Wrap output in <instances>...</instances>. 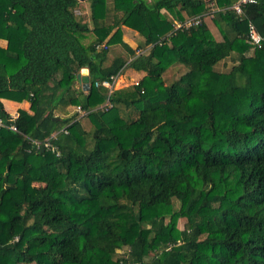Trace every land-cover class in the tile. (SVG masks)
<instances>
[{"label": "trees", "instance_id": "1", "mask_svg": "<svg viewBox=\"0 0 264 264\" xmlns=\"http://www.w3.org/2000/svg\"><path fill=\"white\" fill-rule=\"evenodd\" d=\"M236 1L0 0V119L1 97L29 103L17 131L0 127V264H264V42L246 41L249 20L264 36V0L241 16ZM113 45L124 54L108 59ZM174 64L185 71L167 82ZM128 65L138 84L98 108L108 90L94 82ZM70 106L89 130L56 113ZM54 132L58 156L30 142Z\"/></svg>", "mask_w": 264, "mask_h": 264}, {"label": "rangeland", "instance_id": "2", "mask_svg": "<svg viewBox=\"0 0 264 264\" xmlns=\"http://www.w3.org/2000/svg\"><path fill=\"white\" fill-rule=\"evenodd\" d=\"M84 1V0H82ZM106 15L109 18L111 15V5L112 3L107 1L106 3ZM85 8V7H84ZM165 13V12H164ZM167 14V13H166ZM170 17V15H169ZM172 19V17H170ZM173 20V19H172ZM175 21V20H174ZM207 22L211 23L209 19H206ZM176 22H180L179 20H176ZM176 26V23H174ZM212 28V26H211ZM122 32V31H121ZM212 32H215V34H217V30H215L214 28H212ZM81 43L87 45L89 44L92 40L95 39V35L94 33H85L82 37L78 36ZM140 41V40H139ZM137 41V43L139 42ZM148 50V49H147ZM252 50H250V54H251ZM124 54L122 47L119 45H113L112 48L110 47V50L108 52V59H110L112 56L116 55V54ZM233 60L231 57H227L224 60L220 61L219 63H217L214 68L218 71H227L230 66L232 65ZM185 71V68L182 65L179 64H174L172 66H170L164 73H163V77L167 82H171L172 80L178 78L180 76L181 73H183ZM142 75L139 72H134V70L131 68L130 65L126 66L123 71L121 72V77L117 80V86L115 87L114 90L116 89H122V88H130L129 86V82H130V78L133 79H139ZM80 81H76L75 86L79 87L80 85ZM1 100H3L5 103V107L7 109H23L21 108V106H23L24 104H26V100L25 99H9L7 97H1ZM7 101H12L10 103H8ZM101 105V104H100ZM99 105V106H100ZM58 115L61 116H68L71 114H76V116L79 118L80 117V113L77 111V106H70L66 109L65 112H56ZM131 116L133 115V113H130ZM81 123L82 126L89 130L92 127L91 122L89 121V119L86 116H81ZM174 207L178 208V202L176 200L173 201ZM168 219V217H167ZM185 218L182 216H178L176 218V227L178 229H182L185 226ZM124 251H126V249H123ZM149 256H152V253L149 254Z\"/></svg>", "mask_w": 264, "mask_h": 264}, {"label": "built area", "instance_id": "3", "mask_svg": "<svg viewBox=\"0 0 264 264\" xmlns=\"http://www.w3.org/2000/svg\"><path fill=\"white\" fill-rule=\"evenodd\" d=\"M256 0H237L233 5L227 7L230 9H233L234 12L241 16L243 13V6L247 3H255ZM213 4L211 3V6ZM219 10V8H214L212 7L211 10L202 13L200 15L197 16H193L190 17L184 21H180V22H174L176 23L175 28H187L191 25H196L198 23L201 22L203 17H211L214 11ZM175 25V24H174ZM248 26V30H247V34H246V41L248 44H250L252 46V48H260L264 42V36L261 35L257 29L255 28L254 24L249 20L247 23ZM82 69V68H81ZM121 77V73H117L114 76L110 77L109 79L106 80H102V81H95L94 85L95 86H103L105 88H107L108 92H107V98L106 100L100 105L98 106V108L100 109H107L108 107L111 106V103L109 101V94L115 89V87L117 86V80ZM129 85H136L138 84V79H129ZM77 111L80 113V116L84 115L87 113V111H84L82 109H80L79 106H77ZM18 116V113H15L13 115H10V119H11V123L5 124L1 119H0V127H7L10 130L13 131H17V128L14 124V120L16 119V117ZM60 131H64L66 132V129L62 128L60 129ZM56 134L57 132L52 133L48 138H46L44 141L40 142L38 140H33L30 139L31 144L36 148H41L44 147L46 150L52 152L55 156H58L60 154L57 146L52 142V139L56 138ZM120 264H139V262H124L121 261Z\"/></svg>", "mask_w": 264, "mask_h": 264}, {"label": "crops", "instance_id": "4", "mask_svg": "<svg viewBox=\"0 0 264 264\" xmlns=\"http://www.w3.org/2000/svg\"><path fill=\"white\" fill-rule=\"evenodd\" d=\"M161 12H165V13H167L164 9H162L161 10ZM188 18H190V17H188ZM188 18H186L185 17V19L184 20H186V19H188ZM174 22H176V20L174 21ZM120 29H121V31H122V40H124L126 43H128L130 46H132V47H135L136 45H137V41H139L140 39H141V37L139 36V34L136 32V31H134V30H132V29H130V28H128V27H126V26H121L120 27ZM89 33V32H88ZM6 40H4V39H0V47H5L6 46ZM86 70L85 71H82L81 69L79 70V72H81V73H87L88 72V70H87V68H85ZM134 72H136V71H134ZM141 75H142V73L141 72H139ZM130 79H133V78H130ZM78 81V80H77ZM79 87H81V84L79 85ZM2 102H3V105H4V108L6 109V111L10 114V115H13V114H15V113H18V110L19 109H16V108H14L15 110H13V109H7L6 107H5V102L2 100ZM8 103H10V102H12V101H7ZM27 102V101H26ZM21 108H23V109H25V110H28V108H29V103L27 102L26 104H24L23 106H21Z\"/></svg>", "mask_w": 264, "mask_h": 264}, {"label": "water", "instance_id": "5", "mask_svg": "<svg viewBox=\"0 0 264 264\" xmlns=\"http://www.w3.org/2000/svg\"><path fill=\"white\" fill-rule=\"evenodd\" d=\"M76 78H77V80L80 81L81 88L84 91H87L89 89V75H88V72L87 73L78 72L76 74Z\"/></svg>", "mask_w": 264, "mask_h": 264}, {"label": "bare ground", "instance_id": "6", "mask_svg": "<svg viewBox=\"0 0 264 264\" xmlns=\"http://www.w3.org/2000/svg\"><path fill=\"white\" fill-rule=\"evenodd\" d=\"M81 70H82V71H85L86 69H85V68H82Z\"/></svg>", "mask_w": 264, "mask_h": 264}]
</instances>
